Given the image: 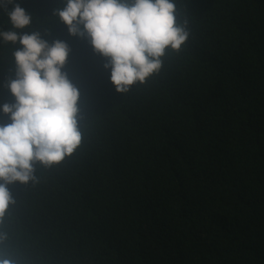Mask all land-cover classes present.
Returning a JSON list of instances; mask_svg holds the SVG:
<instances>
[{
  "label": "trees",
  "instance_id": "16d2710c",
  "mask_svg": "<svg viewBox=\"0 0 264 264\" xmlns=\"http://www.w3.org/2000/svg\"><path fill=\"white\" fill-rule=\"evenodd\" d=\"M79 90L82 143L38 182L9 185L0 257L16 264H264V0H174L188 40L119 94L107 60L53 20L63 0H14ZM12 4L7 5L11 10ZM11 25L0 7V30ZM0 39V107L15 102ZM10 123L0 111V125Z\"/></svg>",
  "mask_w": 264,
  "mask_h": 264
},
{
  "label": "clouds",
  "instance_id": "9594fccd",
  "mask_svg": "<svg viewBox=\"0 0 264 264\" xmlns=\"http://www.w3.org/2000/svg\"><path fill=\"white\" fill-rule=\"evenodd\" d=\"M12 4L11 10L7 5ZM11 25L0 39L14 46L15 79L7 87L15 102L0 107L10 123L0 125V220L15 203L9 185L37 183L34 165L61 164L82 143L78 123L79 90L62 71L69 47L49 44L33 29V17L14 0H0ZM53 20L73 37L87 39L107 60L110 82L119 94L129 92L160 72L170 49L179 52L189 37L188 23L178 22L174 0H63ZM6 235L0 234V242ZM0 264H16L0 257Z\"/></svg>",
  "mask_w": 264,
  "mask_h": 264
}]
</instances>
